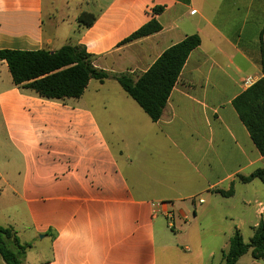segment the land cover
Wrapping results in <instances>:
<instances>
[{
	"label": "crops",
	"instance_id": "1",
	"mask_svg": "<svg viewBox=\"0 0 264 264\" xmlns=\"http://www.w3.org/2000/svg\"><path fill=\"white\" fill-rule=\"evenodd\" d=\"M151 19L159 32L120 45ZM191 35L200 45L157 122L113 79L44 99L0 61V226L30 245L23 264H199L177 242L189 243L212 202L237 229L242 211L264 216L262 182L239 180L264 156L232 106L245 78H264V0H0V49L84 46L94 67L133 80Z\"/></svg>",
	"mask_w": 264,
	"mask_h": 264
},
{
	"label": "trees",
	"instance_id": "2",
	"mask_svg": "<svg viewBox=\"0 0 264 264\" xmlns=\"http://www.w3.org/2000/svg\"><path fill=\"white\" fill-rule=\"evenodd\" d=\"M178 1L184 4L189 2ZM152 11L154 14H160L163 7H154ZM95 19L91 13H81L78 22L90 27ZM160 30L161 26L157 20L151 19L120 45L150 36ZM199 45L200 39L197 35L185 37L181 42L166 49L136 80L126 73L110 74L94 67L93 57L86 52L84 46L64 45L55 51L0 49V61L6 63L14 85L29 89L44 99H76L82 95L90 80L102 83L113 79L152 122H157L186 59ZM232 106L254 147L264 156V78L246 88L232 101ZM255 178L264 183V169H256L247 177H239V180L247 183ZM218 193L229 196L232 194V188L228 192ZM29 247V244H21L18 241L12 227L0 226V256L5 264H23ZM248 251L253 260L264 259V216L260 217L247 244L244 243L240 230L234 228L228 239L227 250L222 253L223 264H236Z\"/></svg>",
	"mask_w": 264,
	"mask_h": 264
},
{
	"label": "rangeland",
	"instance_id": "3",
	"mask_svg": "<svg viewBox=\"0 0 264 264\" xmlns=\"http://www.w3.org/2000/svg\"><path fill=\"white\" fill-rule=\"evenodd\" d=\"M1 132L3 131L1 130ZM262 186H264V183H262ZM256 192L257 194L259 193L258 189ZM212 205L214 206V210L209 214L210 217L207 218V221L202 226L192 224L189 243L177 242L178 250L176 252L181 254H200V258L198 259L199 264H223L222 253L227 250L228 239L235 228L231 223L220 219V213L224 212V208L216 202H212ZM211 214L213 215L211 216ZM257 223L254 209L250 210L249 213L242 211V221L238 229L240 230L244 243H249ZM169 233L174 234L172 231ZM169 243L175 244L173 237L171 241L169 239ZM209 253H212V259L207 258ZM169 254L170 252H168ZM169 264L183 263L180 257H174L169 261ZM236 264H264V259L253 260L250 256V251H248L239 258Z\"/></svg>",
	"mask_w": 264,
	"mask_h": 264
},
{
	"label": "built area",
	"instance_id": "4",
	"mask_svg": "<svg viewBox=\"0 0 264 264\" xmlns=\"http://www.w3.org/2000/svg\"><path fill=\"white\" fill-rule=\"evenodd\" d=\"M256 81H257V80H256ZM256 81H255L253 78H251V77H247V78H245V79L243 80V84L248 88V87L252 86ZM198 202L201 203L202 200H198ZM171 218H172L171 216H168V226H169L170 228L173 227V224H172V220H171Z\"/></svg>",
	"mask_w": 264,
	"mask_h": 264
}]
</instances>
